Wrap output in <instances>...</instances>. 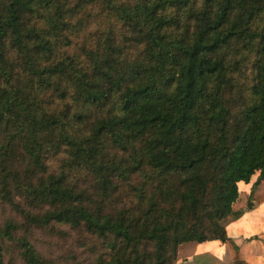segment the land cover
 I'll return each mask as SVG.
<instances>
[{
	"label": "trees",
	"instance_id": "obj_1",
	"mask_svg": "<svg viewBox=\"0 0 264 264\" xmlns=\"http://www.w3.org/2000/svg\"><path fill=\"white\" fill-rule=\"evenodd\" d=\"M4 131L1 198L28 226L109 238L97 264H175L213 239L240 259L225 223L264 201V0H0ZM123 182L131 200L112 206Z\"/></svg>",
	"mask_w": 264,
	"mask_h": 264
},
{
	"label": "rangeland",
	"instance_id": "obj_2",
	"mask_svg": "<svg viewBox=\"0 0 264 264\" xmlns=\"http://www.w3.org/2000/svg\"><path fill=\"white\" fill-rule=\"evenodd\" d=\"M38 24L45 25L42 18L36 20ZM92 22V21H91ZM88 32H95L93 25ZM79 26V24L77 25ZM87 30V29H86ZM79 37L76 39L77 48L74 50L80 53L79 48L83 42V32L80 31ZM68 37L69 34H68ZM71 38V37H70ZM128 46L126 49L131 54V57L139 55L140 48L130 43H125ZM62 47L58 45L57 53L62 52ZM61 54V53H60ZM253 58L249 59L246 63H241L237 72L233 73L235 81L239 85L247 87L254 76L252 67ZM8 132H1L0 144L6 140ZM61 155L50 157L47 159V166L49 170L59 169L61 166ZM78 177L80 182L85 178L84 173H80ZM142 174H139L135 179V184L141 180ZM130 187L123 182L119 191L112 196L109 204L112 206H120L123 202H129ZM14 192H12V195ZM14 200L20 203L24 208L29 209L25 202L16 195H13ZM12 222L15 225L13 230L12 239L7 237H0V246L2 261L4 264H25L21 256V248L19 246V239L26 238L35 248V250L46 260V264H97L100 256H106L109 252L107 243L109 238L105 239L99 237L95 233L89 232L84 226L72 227L66 223L51 222L45 226H28L25 224L23 217L16 212L12 206L1 198L0 195V227L5 223Z\"/></svg>",
	"mask_w": 264,
	"mask_h": 264
},
{
	"label": "crops",
	"instance_id": "obj_3",
	"mask_svg": "<svg viewBox=\"0 0 264 264\" xmlns=\"http://www.w3.org/2000/svg\"><path fill=\"white\" fill-rule=\"evenodd\" d=\"M257 175L258 172L253 174L247 183L237 182L238 189L249 192ZM225 232L240 259H233L226 244L213 239L197 243L192 252L181 256L175 264H264V201L228 220Z\"/></svg>",
	"mask_w": 264,
	"mask_h": 264
}]
</instances>
